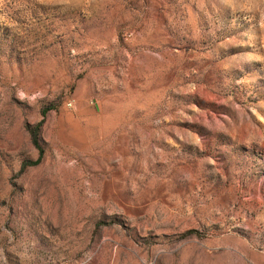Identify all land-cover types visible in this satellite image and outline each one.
Returning a JSON list of instances; mask_svg holds the SVG:
<instances>
[{
    "label": "rangeland",
    "instance_id": "obj_1",
    "mask_svg": "<svg viewBox=\"0 0 264 264\" xmlns=\"http://www.w3.org/2000/svg\"><path fill=\"white\" fill-rule=\"evenodd\" d=\"M0 264H264V0H0Z\"/></svg>",
    "mask_w": 264,
    "mask_h": 264
},
{
    "label": "trees",
    "instance_id": "obj_2",
    "mask_svg": "<svg viewBox=\"0 0 264 264\" xmlns=\"http://www.w3.org/2000/svg\"><path fill=\"white\" fill-rule=\"evenodd\" d=\"M32 136H33V141H34L35 145H36L40 150H42V149H41V146H40V144H39V141H38V139H37V133H36L35 130L32 131Z\"/></svg>",
    "mask_w": 264,
    "mask_h": 264
}]
</instances>
